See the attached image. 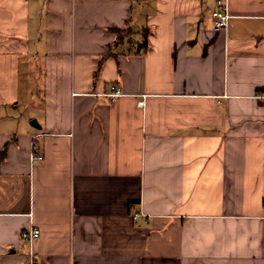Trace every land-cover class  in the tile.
Returning <instances> with one entry per match:
<instances>
[{
	"label": "crops",
	"instance_id": "0c3cea01",
	"mask_svg": "<svg viewBox=\"0 0 264 264\" xmlns=\"http://www.w3.org/2000/svg\"><path fill=\"white\" fill-rule=\"evenodd\" d=\"M216 7L0 0V264H264V0Z\"/></svg>",
	"mask_w": 264,
	"mask_h": 264
},
{
	"label": "built area",
	"instance_id": "2783aa9c",
	"mask_svg": "<svg viewBox=\"0 0 264 264\" xmlns=\"http://www.w3.org/2000/svg\"><path fill=\"white\" fill-rule=\"evenodd\" d=\"M213 16L216 28H227L230 18L228 0H217V7L213 10ZM42 157V155H31V161ZM40 234L41 230L36 226L24 229L20 234L21 243L33 245L40 237ZM31 264H33V259Z\"/></svg>",
	"mask_w": 264,
	"mask_h": 264
},
{
	"label": "trees",
	"instance_id": "16d2710c",
	"mask_svg": "<svg viewBox=\"0 0 264 264\" xmlns=\"http://www.w3.org/2000/svg\"><path fill=\"white\" fill-rule=\"evenodd\" d=\"M136 1H143V0H136ZM125 31H126V29H125ZM118 32H119V35L122 37L124 30L118 29Z\"/></svg>",
	"mask_w": 264,
	"mask_h": 264
},
{
	"label": "water",
	"instance_id": "95a60500",
	"mask_svg": "<svg viewBox=\"0 0 264 264\" xmlns=\"http://www.w3.org/2000/svg\"><path fill=\"white\" fill-rule=\"evenodd\" d=\"M31 123L37 125V121L35 119Z\"/></svg>",
	"mask_w": 264,
	"mask_h": 264
},
{
	"label": "rangeland",
	"instance_id": "374dc122",
	"mask_svg": "<svg viewBox=\"0 0 264 264\" xmlns=\"http://www.w3.org/2000/svg\"><path fill=\"white\" fill-rule=\"evenodd\" d=\"M33 89V88H32ZM35 94H36V92H35Z\"/></svg>",
	"mask_w": 264,
	"mask_h": 264
}]
</instances>
